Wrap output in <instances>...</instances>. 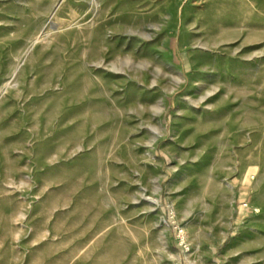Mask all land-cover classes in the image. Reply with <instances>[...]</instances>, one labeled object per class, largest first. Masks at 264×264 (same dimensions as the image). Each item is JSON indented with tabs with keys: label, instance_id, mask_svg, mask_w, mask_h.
Returning a JSON list of instances; mask_svg holds the SVG:
<instances>
[{
	"label": "rangeland",
	"instance_id": "obj_1",
	"mask_svg": "<svg viewBox=\"0 0 264 264\" xmlns=\"http://www.w3.org/2000/svg\"><path fill=\"white\" fill-rule=\"evenodd\" d=\"M0 264H264V0H0Z\"/></svg>",
	"mask_w": 264,
	"mask_h": 264
},
{
	"label": "bare ground",
	"instance_id": "obj_2",
	"mask_svg": "<svg viewBox=\"0 0 264 264\" xmlns=\"http://www.w3.org/2000/svg\"><path fill=\"white\" fill-rule=\"evenodd\" d=\"M149 131L153 132V133H158L157 131H155L154 129L150 128ZM149 201H151L153 204H157L158 203V199L155 197H149ZM256 212H260L259 208H256Z\"/></svg>",
	"mask_w": 264,
	"mask_h": 264
}]
</instances>
